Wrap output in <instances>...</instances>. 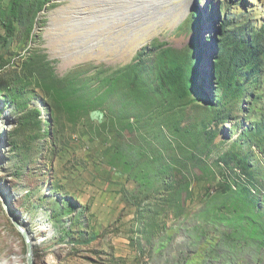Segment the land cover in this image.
<instances>
[{
  "label": "rangeland",
  "instance_id": "1",
  "mask_svg": "<svg viewBox=\"0 0 264 264\" xmlns=\"http://www.w3.org/2000/svg\"><path fill=\"white\" fill-rule=\"evenodd\" d=\"M160 7L26 0L10 43L0 17V264H28L5 204L35 264H264V56L224 105L215 78L228 38L262 34L264 0ZM164 49L193 55L183 97L161 90Z\"/></svg>",
  "mask_w": 264,
  "mask_h": 264
},
{
  "label": "trees",
  "instance_id": "2",
  "mask_svg": "<svg viewBox=\"0 0 264 264\" xmlns=\"http://www.w3.org/2000/svg\"><path fill=\"white\" fill-rule=\"evenodd\" d=\"M25 1L26 0H11L10 6L6 9L3 6V0H0V17L6 28L5 42L10 43L14 36L15 23L20 19L22 5ZM241 33L242 32L236 35V39L233 41L232 45L229 42L231 38H228L227 43L223 47V52H225L227 47L232 46L230 53L229 55L220 56L219 61L215 64V78L222 92L221 105H224L226 100H228L227 98L231 95L235 97L238 95L240 96L241 92L238 90L236 84V76L240 63L245 61L247 66L252 65L257 68L256 65H258V63L254 59V55L259 53L264 56V28H262V34L256 32L251 38H247V40L239 38L242 36L240 35ZM243 33L245 34V30ZM162 51L163 54L160 59H163L161 60V64L165 63V66L163 65L161 69L163 85L161 86V90L167 97L175 93L183 97L189 90L193 89L199 80V73L195 67L196 63L192 60L193 55L187 54L188 56L185 57L183 54L179 55V52L175 53L172 49H164ZM112 80L113 78H110L109 82ZM16 94L17 93H13L11 100H9L7 104H16ZM34 112L39 114L41 110L36 107L34 108ZM235 186L232 183H228L226 186V193L229 194L230 200H235L236 203L243 204V206L246 207L253 205V201L250 200L251 190L246 183L241 184L236 182ZM239 216L238 220L241 222L244 216H242L241 212H239Z\"/></svg>",
  "mask_w": 264,
  "mask_h": 264
},
{
  "label": "bare ground",
  "instance_id": "3",
  "mask_svg": "<svg viewBox=\"0 0 264 264\" xmlns=\"http://www.w3.org/2000/svg\"><path fill=\"white\" fill-rule=\"evenodd\" d=\"M191 1L192 0H142V2L144 3V4H150V5H156V6H161L160 7V9L161 10H163V8H162V6H164L165 7V9H168L169 11H171V10H173L172 8L173 7H178L179 9V12L177 13V16L178 15H180V16H183L186 12H187V10H188V7H189V5H190V3H191ZM178 5V6H177ZM61 11H62V9H61ZM92 12H90V14L92 15V14H95V13H101L102 11L100 10L99 11V9H95L94 10V8L91 10ZM65 14V13H64ZM117 18V17H116ZM151 19V18H150ZM113 20V19H112ZM141 21H143V20H141ZM141 21H138L137 22V25L139 24L140 25V23H141ZM115 22V21H114ZM152 23H153V21H152ZM112 24V23H111ZM144 24V23H143ZM122 25V24H121ZM142 26H140L139 28H138V30L139 31H141V33H143V35L142 36H140L139 38H136V40L132 43V45L130 46V48H129V50L132 52L133 50H135L138 46H142L143 44H145L146 43V40H147V36H146V34H144L147 30H148V27L147 26H145L144 27V30H142V28H141ZM127 53H129L128 52V50L126 51H124L123 50V53H122V56H125V55H127Z\"/></svg>",
  "mask_w": 264,
  "mask_h": 264
},
{
  "label": "water",
  "instance_id": "4",
  "mask_svg": "<svg viewBox=\"0 0 264 264\" xmlns=\"http://www.w3.org/2000/svg\"><path fill=\"white\" fill-rule=\"evenodd\" d=\"M10 217L12 218L14 224L16 225V227L18 228V230L24 235L27 246H28V264H35L34 261V253H33V242L32 239L30 238L28 232L25 230V228L23 227V225L19 222V220L15 217V215L11 212V210L9 209V207L5 204Z\"/></svg>",
  "mask_w": 264,
  "mask_h": 264
}]
</instances>
